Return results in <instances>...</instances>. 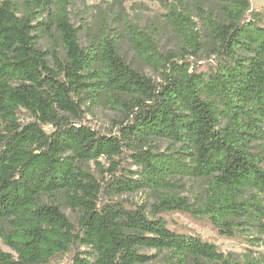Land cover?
Listing matches in <instances>:
<instances>
[{
  "label": "trees",
  "instance_id": "obj_1",
  "mask_svg": "<svg viewBox=\"0 0 264 264\" xmlns=\"http://www.w3.org/2000/svg\"><path fill=\"white\" fill-rule=\"evenodd\" d=\"M72 3L0 0V264H157L144 250L167 252L165 264H264V12L178 0L164 16L181 44L163 52L124 12L83 46ZM89 105L115 111L117 133L84 123ZM183 178L206 185L194 202ZM139 192L155 195L152 216L118 199ZM173 211L241 242L243 258L170 227Z\"/></svg>",
  "mask_w": 264,
  "mask_h": 264
},
{
  "label": "rangeland",
  "instance_id": "obj_2",
  "mask_svg": "<svg viewBox=\"0 0 264 264\" xmlns=\"http://www.w3.org/2000/svg\"><path fill=\"white\" fill-rule=\"evenodd\" d=\"M178 0H73L71 6V16L73 24L80 30V43L87 46L91 36L100 33V27L103 21L108 18V23L115 28L114 15L124 12L125 15L135 24L146 30L152 31L158 38V44L161 51L168 52L170 50L178 51L180 47V37L168 26L165 21V12L171 6L177 5ZM168 6V7H167ZM252 7L255 10L264 12V0H252ZM192 13L195 14V11ZM38 47L43 50L56 48L61 54L62 47L58 42L49 36H41L38 41ZM121 52L126 60L131 63L139 71L160 82L161 76L154 69L143 63L136 55L130 45L124 41L120 44ZM201 63H205L202 61ZM84 123H87L96 131L103 134L117 133L114 129V122L117 119L115 111L104 106H86L84 107ZM47 130H51L50 126H46ZM160 149L165 150L169 146L166 140L157 142ZM104 166H108V161L101 159ZM92 170L98 175L95 162L90 163ZM134 168V167H133ZM181 187L177 189L179 194L186 196L192 202L198 193L206 187L204 181L183 178L180 182ZM128 198L130 201L139 205H146V211L152 216V205L155 203V195L150 192H139L131 195H124L118 199ZM64 212L75 224L78 223L79 213L76 209L68 205H64ZM168 219L170 227L193 231L200 235L203 239L216 244L222 251L233 253L237 258L242 259L247 249L241 242L220 236L213 228L206 223L198 222L192 216L181 212H166L163 214ZM0 245L6 251H10L9 247L4 245L0 240ZM257 250L264 254V244L257 247ZM144 252L155 255L154 260L157 264H165L164 258L167 252H158L156 250H144Z\"/></svg>",
  "mask_w": 264,
  "mask_h": 264
}]
</instances>
